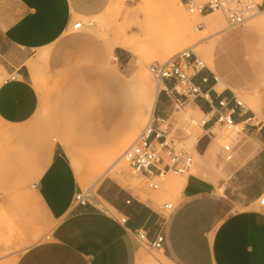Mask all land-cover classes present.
I'll use <instances>...</instances> for the list:
<instances>
[{
    "label": "rangeland",
    "instance_id": "obj_1",
    "mask_svg": "<svg viewBox=\"0 0 264 264\" xmlns=\"http://www.w3.org/2000/svg\"><path fill=\"white\" fill-rule=\"evenodd\" d=\"M95 3L91 16L76 15L74 23H82L81 28L74 30L71 26L57 43L36 51L27 64L28 78L38 95L37 110L28 122V127L33 131L30 139L33 176L38 171L45 146L52 143L54 150L66 155L72 167V159L76 161L80 178L75 176L82 190L90 188L97 196L99 183L108 179L128 188L138 198L150 200L151 206L159 212L165 203L176 207L180 198L168 193L167 182L177 177L186 178L187 175L169 172L150 181L133 173L126 163L124 168L116 166L117 175L103 174L106 167L117 160L108 162L107 150L110 151L122 141L128 130L129 101L123 91L127 85H135L141 73L146 72L154 90L159 92L157 100L164 96L166 105H172V118L157 124L165 130L169 147L193 156L190 173H193L197 159L198 163L204 159L207 165L213 163L223 167L226 161L222 158V150L226 145H235L238 131L235 128L226 130L215 117L206 121L205 116L192 105L178 107L161 91L164 86L153 80L148 68L154 62L165 63L185 50H191L200 60L203 58L191 47V43L177 45V23L171 18L163 0H97ZM181 8L188 15L193 30L197 24L203 23L199 16L189 14L183 6ZM220 16L221 32L203 38L200 32L194 30L201 46H214V69L206 62L208 69L205 71L215 77L223 73L227 87L223 91L215 90L220 94L227 92L229 96L235 94L244 107V116L253 117L252 122H264V37L260 32L247 30V21L229 28L223 16ZM123 40L136 41L138 46L126 50L117 45ZM115 57L118 61H114ZM2 66L0 61V85L8 77ZM109 68L118 72L117 79L110 78ZM109 90L114 94L110 101ZM139 113L145 123L125 150L149 124V117L158 119L154 110L149 115L144 105H139ZM213 119L215 122L209 125ZM190 120L195 123L190 124ZM204 120L211 134L199 139L204 134L205 126L201 127ZM65 121L75 127L78 138L76 152L67 153L63 146ZM0 136L1 179H12L15 174L21 178V172L27 174L31 166L22 165L20 160V165L10 164V157L5 156L9 153V142L12 140L4 126ZM203 145L207 146V151L200 159ZM162 156L165 157L164 152ZM4 181L0 184V264H20L33 245L48 240L53 224H48L27 184ZM154 184H158V189L153 188ZM98 199L101 201L96 204L99 208L114 213ZM141 253L147 258L162 254L161 251L144 250Z\"/></svg>",
    "mask_w": 264,
    "mask_h": 264
},
{
    "label": "crops",
    "instance_id": "obj_2",
    "mask_svg": "<svg viewBox=\"0 0 264 264\" xmlns=\"http://www.w3.org/2000/svg\"><path fill=\"white\" fill-rule=\"evenodd\" d=\"M95 2L0 0V61L8 74L0 85V135L4 126L11 136L5 156L10 164L20 165V160L33 166V131L28 122L37 110L38 95L27 75L28 62L36 51L57 43L76 15L91 16ZM205 70L195 78L201 90L210 93L214 105L220 98H229L227 92L215 90L216 83ZM203 77L209 81L202 83ZM166 102L160 96L155 104L159 121L172 118V105ZM189 105L203 115L210 111L200 97ZM252 121L250 116H235V124L243 128L237 133L233 160L223 167L216 165L221 168L217 175L207 167L202 169L206 176L189 172L180 202L167 216L155 210L150 200H141L108 179L99 183L96 194L114 213L96 204H77L75 196L83 190L66 155L57 150L37 179L33 167L27 174L22 171L21 178L15 174L1 179L0 173V184L2 180L27 184L31 195H38L48 224H53L48 240L33 245L20 264H145L140 254L144 249L134 237L138 230L150 239L164 236L163 248L157 252L170 264H264V207L259 205L264 197V122ZM208 126L199 139L210 137ZM200 150L202 158L207 146Z\"/></svg>",
    "mask_w": 264,
    "mask_h": 264
},
{
    "label": "built area",
    "instance_id": "obj_3",
    "mask_svg": "<svg viewBox=\"0 0 264 264\" xmlns=\"http://www.w3.org/2000/svg\"><path fill=\"white\" fill-rule=\"evenodd\" d=\"M186 11L191 14L203 16L214 10L223 9L227 19L228 26H238L252 10H264V0H179ZM256 2V3H255ZM81 23H74L72 28L77 30L81 28ZM199 29H203V24H198ZM114 61H118L115 57ZM149 72L153 80L158 85H163V89L168 98H173V102L178 107H186L194 104L197 98H203L210 106V111L204 114L208 121L215 117L217 123L231 130L236 126L234 117L236 115L244 116L243 105L239 98L232 94L229 98H220L216 105L213 104L210 93L203 92L196 84L195 78L198 74L208 69L198 57L191 51H182L165 63L154 62L149 65ZM212 75V79L217 83V78ZM10 79L14 81L15 76ZM209 79L203 77L202 83H207ZM168 83L170 85L168 86ZM202 121L201 127L207 123ZM248 121V119L246 120ZM156 122V123H155ZM159 119L154 116L149 124L142 130L136 140L125 150L122 159L138 176H142L152 181L154 177H163L169 172L179 175H187L193 166V156L183 150L176 151L168 146L165 130H162L157 124ZM190 124L195 121L190 120ZM154 125H157L154 127ZM233 146L226 145L222 150V158L226 162L233 160ZM165 153V157L162 153ZM158 184H154L153 188L158 189ZM75 202L80 205L99 204L98 197L93 190L87 188L75 196ZM259 205L264 207V197L259 200ZM173 205L166 203L161 207V211L169 213ZM137 245L146 251L161 250L164 244V236L157 234L155 238H149L147 234L138 230L134 233Z\"/></svg>",
    "mask_w": 264,
    "mask_h": 264
},
{
    "label": "bare ground",
    "instance_id": "obj_4",
    "mask_svg": "<svg viewBox=\"0 0 264 264\" xmlns=\"http://www.w3.org/2000/svg\"><path fill=\"white\" fill-rule=\"evenodd\" d=\"M256 1L259 2V0H256ZM163 2L166 5V8H167L168 13L170 14L171 18L173 20H175V22L177 23V27H178V31H179L178 35L176 37L177 45H185L187 43H191V47H193L194 50L198 51L203 56L202 60H200L199 58L198 59L205 66H206V62H207V64H209L208 66H210L211 68L214 67L215 65H214V62L212 61V57H213L214 52H215L214 46H212V45L201 46L200 42L196 40L194 30L200 32L201 35L203 36V38H207V37L212 36V34L221 32L223 29V26H222V18L220 16V14L223 16L225 23H227V19L224 15L225 11L223 9L222 10L218 9V10H214L213 12H211L207 15H203V16L191 14L190 12L187 11L191 15L199 16L203 22V23H200V24H203L202 30H199V28L197 27L198 24L195 27L196 29L193 30L191 24L189 23L188 15L181 8V6H183L181 2H178L177 0H163ZM256 15H258L260 17H256ZM246 21L249 22L247 25V30H250V31L254 30V31L260 32L262 34V36L264 37V10H257V9L252 10L248 15L245 16V19L242 21L241 24H244ZM241 24H239V25H241ZM90 26H92V25L90 24ZM227 26H228V24H227ZM228 27L233 28L234 26L230 25ZM211 28H214V30L211 31ZM117 45L119 47L126 49V50H133L135 47L138 46L137 42L133 41V40H123V41L117 42ZM185 51H187V50H185ZM212 69H214V68H212ZM109 76L113 80L117 79L118 78V72L114 68H109ZM216 78L218 81L216 83L215 88L218 91H221V90L223 91L227 87L223 73L219 74V77L217 76ZM33 79L35 81H37L35 77ZM127 86L128 87L125 88L123 91L126 92L125 97L129 101L128 130H127L125 137L122 141L118 142L113 148H111L110 151L107 150L106 158H107L108 162H109V160H115V159H117V160L114 163L108 165V167H106V169L104 170L103 174L117 175V172L115 171L116 166L120 165V167H122V168L125 167V162L122 160V153L125 150V148L127 147V145L131 142V140L135 137L138 129L141 126H143V124L145 123V120L141 119V117H140L139 105H144V107H146L148 109L149 115H152L155 104L157 102V95L159 92L154 90V87H153V84L150 80V77L146 72L141 73L140 78L135 85H133L131 83V84H128ZM101 90L103 92L104 88ZM99 91H100V89H99ZM104 95H105V92H103V96ZM113 98H114L113 91L109 90V101L112 100ZM196 111L198 113H201V111L197 107H196ZM149 118H150L149 121H151L152 116ZM234 128L237 131H240L241 125H236ZM63 131H64L63 132L64 133L63 146H64L65 150L67 151V153L78 151L77 150L78 149L77 148L78 147V138H77V133L75 132L74 125L70 124V122H68V121H65ZM53 151H54V144L48 143L43 150V156L39 161V165H38L39 168H38V171L36 172V174L34 176V179H37V177H39V175L42 173L44 168L47 165H49V163L51 162L52 156H53ZM72 156H74V155H72ZM197 156H198V153H197ZM199 157H200V155H199ZM200 159H201V157H200ZM76 164H77L76 161L74 159H72V165H73L72 168H74L73 170L75 172V175H77L79 177L80 170L77 166H75ZM212 164L207 165V164H205V162L202 161V159L199 160V163H198V159H197V165L193 169L192 174H196V175L200 174L201 176H206V175H204V172L202 170L203 167L212 168L213 170H215L214 173L216 175L219 174L221 172V168L215 167V165H212ZM208 178H212V177L211 176L206 177V179H208ZM215 179L216 178L212 179V181L214 183L216 181ZM186 180H187V178H181V177H177L175 180L169 179L167 182L168 193L170 195L175 196V197L181 196V193H182L184 186L186 184ZM32 196L36 200V202L38 203L39 202L38 195L33 192ZM141 200H143V199H141ZM140 254H141V258H143V257L145 258L144 259L145 264H170L169 261L165 257H163L162 255H159L158 257L147 258L144 255H142L141 252H140Z\"/></svg>",
    "mask_w": 264,
    "mask_h": 264
}]
</instances>
